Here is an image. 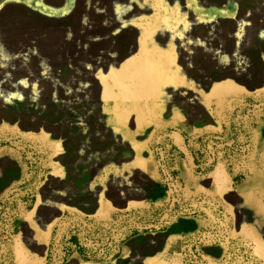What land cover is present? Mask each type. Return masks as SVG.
<instances>
[{
    "label": "rangeland",
    "instance_id": "374dc122",
    "mask_svg": "<svg viewBox=\"0 0 264 264\" xmlns=\"http://www.w3.org/2000/svg\"><path fill=\"white\" fill-rule=\"evenodd\" d=\"M67 220L55 264H264V0H0V264Z\"/></svg>",
    "mask_w": 264,
    "mask_h": 264
},
{
    "label": "trees",
    "instance_id": "16d2710c",
    "mask_svg": "<svg viewBox=\"0 0 264 264\" xmlns=\"http://www.w3.org/2000/svg\"><path fill=\"white\" fill-rule=\"evenodd\" d=\"M256 101L254 99V97L249 96V95H245L242 96L240 98H238L232 105V109L237 111L241 108H245V109H251L253 107L256 106ZM239 128V127H238ZM238 128L232 123L230 122V124L227 127V130L225 131V133L223 134H212L209 135L205 141H203V150H204V158L202 160H198L196 158L193 159V171L196 174H204L209 172L213 165H214V154L216 152V150L218 148H222L225 150H228L229 152H232L233 149L237 146H239L241 143L240 141L237 140V137L239 135V130ZM171 132V129L166 130V132L161 134V139L159 142L154 143V146L156 148H158V150L163 149L165 142L170 141L169 138V133ZM243 133V132H242ZM163 135V136H162ZM246 137V136H245ZM247 141V140H246ZM240 143V144H239ZM158 158V156H157ZM162 161H159V169L160 171L163 173V177L164 179H168L169 174L171 175V172L169 171L167 166H161ZM168 181V180H167ZM170 189L172 191H174L173 187H170ZM174 198V204H173V210L175 209H179L180 204H179V200L177 199V195L174 194L173 196ZM167 212H165L164 210L162 211H154L153 213H146V214H139V213H135L132 215H124V225L122 226L124 231L127 230H137V229H142L148 226H156V225H163L166 221V216ZM70 221H65L61 224V226L58 228L57 230V234H56V241L54 242L53 246H52V253H51V260L53 261V263H57L56 259H59V249H61V247L64 245V233L63 231H65V228L67 227L68 223ZM88 224L84 227V229L89 230L88 228ZM111 228H115V224H113L111 226ZM92 229V228H91ZM93 233H95V230H93ZM88 233L86 235V238L89 236ZM114 234V233H112ZM110 234V236L108 237V240L105 244L106 248H110L111 246H113L112 244H114V237L113 235ZM182 243V240H177L176 244ZM173 251L172 247L169 249V253H171Z\"/></svg>",
    "mask_w": 264,
    "mask_h": 264
}]
</instances>
